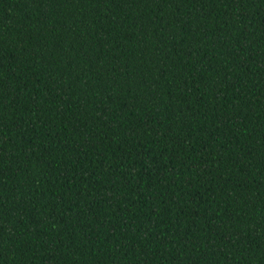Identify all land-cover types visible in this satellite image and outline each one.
<instances>
[{"label": "trees", "instance_id": "trees-1", "mask_svg": "<svg viewBox=\"0 0 264 264\" xmlns=\"http://www.w3.org/2000/svg\"><path fill=\"white\" fill-rule=\"evenodd\" d=\"M0 264H264V0H0Z\"/></svg>", "mask_w": 264, "mask_h": 264}]
</instances>
